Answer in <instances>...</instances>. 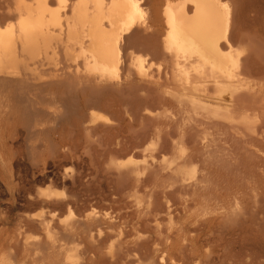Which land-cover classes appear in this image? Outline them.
Here are the masks:
<instances>
[{
  "label": "rangeland",
  "instance_id": "rangeland-1",
  "mask_svg": "<svg viewBox=\"0 0 264 264\" xmlns=\"http://www.w3.org/2000/svg\"><path fill=\"white\" fill-rule=\"evenodd\" d=\"M32 1L25 0L28 4ZM73 1L67 0L66 3ZM147 1L135 0V3H138V12H143L138 18H144L147 25H144L145 30L137 25L134 28L138 29L135 31L141 40L144 38L147 43L150 41V47L142 40L140 43L143 44H136V48H140L139 51L133 47L137 50L135 54V50L131 48L129 62L127 57L125 63L129 68L119 65L118 71L101 83L72 80L67 77L66 69L70 60L58 47L54 53L40 59L39 68L41 67L42 71L37 76L40 82L38 84L53 80L51 83L48 81V84L61 93L64 91L62 96L61 93H54L53 98H50L42 93L38 94L36 111L32 113L0 89V264H264V145L260 144H264V136H260L264 135V127L261 126L262 123L258 125L262 121L261 114L248 111L247 122L255 128L258 127L257 134L247 137V134L243 133L242 136H231V139L227 140L216 127L211 128L208 125H212L214 120L222 122L221 119L212 120L210 114L204 111L193 112L188 107L178 106L176 96L180 94L177 87L180 77L178 75L174 78L172 64L165 51L161 47L158 48L162 50V53L159 50L160 55L155 51L158 42L163 44L166 33L163 17V4L166 0ZM169 1H183L186 7L191 6L189 0ZM220 1L228 11L230 29L237 27L239 30L236 31L242 34V40L239 39L241 42L238 38L235 39V44L233 43V48L227 55L228 60L231 59L228 65L235 62L236 70L237 60L251 61L253 56L258 60L264 59V0ZM52 6L55 9L57 3H52ZM57 8L63 20L69 17V6ZM151 34L160 38L157 37V40ZM252 48L257 49L255 53H262L255 55ZM250 51L253 56L250 54L247 59L244 58ZM152 54L159 56H154L153 59ZM136 60H140V70L135 64ZM260 65L255 66L260 69ZM263 66L264 64L261 65ZM255 69L252 68L251 71ZM159 70L164 71V76ZM246 73L247 76L242 73L245 78H253L256 75L254 72ZM262 74L259 78H262L264 83V71ZM59 79L67 81L63 83ZM70 80L69 85L67 82ZM86 82H89L90 86ZM105 85L114 88L116 93L114 90L110 91V87L105 88ZM101 86L104 89H101ZM136 86L138 89L133 88ZM131 87L136 92H133ZM65 88L67 91L68 88L71 89V92H67ZM153 88H156L155 91ZM91 90L96 91L90 95ZM123 90L129 94L133 92L134 95L131 96L135 97V100L130 101V95L126 92L127 95L124 94ZM146 91H149L147 93H150L152 98L156 97L158 107L152 101L154 98L147 97ZM152 92L164 95L158 96L160 101L162 99L161 103L156 93ZM117 94L120 97L121 94L122 97L126 95V98H121L120 101ZM138 94L146 96L148 100L145 97L144 100L138 98ZM111 98L115 100L112 101ZM150 99L153 104L149 102ZM103 102L110 105L105 103L104 106ZM147 104L149 107L153 106L148 109ZM191 117L198 119L199 123ZM205 123H208L210 128ZM169 130L174 133L170 135ZM189 132L194 135L190 134L193 136L192 140L191 136H186ZM164 135L170 139H165ZM244 140L248 142L244 143ZM168 141L172 142L171 146L174 143L172 149ZM216 144L219 145L216 146L217 149L214 148ZM167 146L170 148L168 152ZM161 152L163 153L160 154ZM199 152L202 154L199 155ZM184 159L187 161H183ZM238 160L240 162L237 163ZM137 164L142 167L138 168ZM151 164L154 166L151 167ZM175 164L179 165V168H175ZM239 164H242L241 167ZM172 165L175 169H172ZM153 167L158 168L154 171L156 174L153 173ZM149 168L152 169V176L148 175ZM164 190L167 194H164ZM35 222H39V225ZM43 223L51 228L50 236L52 235L54 241L56 239L55 243L60 245L57 254H50L45 248H33V243L44 245L48 241L49 237L42 230Z\"/></svg>",
  "mask_w": 264,
  "mask_h": 264
},
{
  "label": "bare ground",
  "instance_id": "bare-ground-1",
  "mask_svg": "<svg viewBox=\"0 0 264 264\" xmlns=\"http://www.w3.org/2000/svg\"><path fill=\"white\" fill-rule=\"evenodd\" d=\"M66 2H67V0H33L32 3L28 4L25 2V0H0V89L7 92L9 94V96L11 97V99L12 98L15 99L17 101V103L20 104V106L28 108L30 111H32V113H33V111H36L35 105L38 104V102H37V100L39 99L38 94L42 93L44 95L49 96L50 98H53L52 94L61 93L60 90H57V88L55 89L54 86H53L54 87V89H53L52 86L50 84H48L49 80L48 81L46 80L47 82L45 81L46 84H45V82H44V84H38V83H40V82H38V76L42 71V70L40 71L41 67L39 68L40 59L43 57L44 58L47 57V55L49 53H54L56 48L59 47L64 52L63 54L68 57V60H70L68 62V64L66 65V69H67V73H68L67 77L71 78L72 80L82 79V80H87L89 82L101 83L102 81L106 80L107 77H112V75L116 72L119 65H120L119 67L125 65V67L129 68L128 66H126L125 63L127 60L129 62L130 58L128 56H131L130 55V49L133 48L134 46L136 48L138 46V45H136V44H138V42H139V44L146 43L148 46L150 43L149 39H148L149 43H147L146 42L147 40L146 39L144 40V38L142 39L143 43L142 42L140 43V41H142V40L140 37H138V34L135 31L137 29V28H134L135 25L140 26L142 30H145L146 26H144V25H147V24H145L146 21H144V18L142 20H139L140 17L138 18V16H141V13H143V12H141V10H140V13L138 12L139 8L137 9V7H136V5L138 3H135V0H74L70 4H68ZM189 2L191 3L190 4L191 6L186 7L187 5L183 1H181V2H171L169 0L165 1V4H163V6H164L163 17H164V22L166 24V33H165L164 38H163V44L160 45V43L157 41L160 46L159 45H158V47L155 46V51L158 52L157 54H159V50H160V49L158 50L159 47H161L163 49V51H165V54L167 55L170 64H172L171 70L173 71L174 78L178 75L180 77V78H178L180 83L177 85V87H179L180 94H178L176 96V102H177L178 106L188 107L189 110L191 109L193 112H195L196 110L204 111L206 114H210L211 119L212 118L221 119L222 122L212 119V120H214L213 122H211L212 125H210L208 123L207 124L210 127L211 126L216 127L222 135H225V138L227 140H230L231 136H236V135L242 136L243 133L247 134V137L250 136V134H257L258 129H256V128H258V127L255 128L254 125H249L247 121L249 118L248 111L258 112L261 114L260 116L262 117V121L259 122L258 125H260L262 123L261 126L264 127V83H262V80H261L262 78H259V76H261L262 72L264 71V68H263L264 66L261 67V65L264 64L263 63L264 59L259 58L260 57L259 56L258 57L259 60H258L255 58V56H253V54L258 55V53L260 54V53H262V51L261 52L257 51V53H255V50H257V49L252 48V49H254V50L251 49L252 52L254 51L253 54L250 51V53L247 52L244 55L245 57L242 56V58L244 57L247 59V57H249V55L252 54V56L255 58V60H253L254 58L252 59L253 61L258 60L260 64L263 61L261 65L259 63H257V61L254 64L252 60L249 61L250 59L245 60L243 58L244 60L241 62H240V60H237L238 63L236 65V70H235V65H234L235 62H231L228 65V62L231 59L228 60L227 55H228L229 51H231V49L233 48L232 45H233L235 39L238 38L237 40H239V39L242 40L241 39L242 34L240 35V32L238 31L239 29L237 27L235 29H233V28L230 29L231 26L229 25L228 11H227L225 5L220 0H189ZM189 2H187V3H189ZM52 3H55V4L57 3V7L62 8V9L69 6V8H68V9H70L69 10L70 11L69 17H66V19L63 20L62 16L59 13V9L57 7H56L57 9L55 7H54L55 9H53ZM227 5H229V3ZM141 6H143V5H141ZM141 6H138V7H141ZM146 13H147V11H146ZM234 14H236V13L234 12ZM145 15H147V14H145ZM245 17H247V16H245ZM69 18H72V20H69ZM137 18H138V22H137ZM242 20L243 19H241V21ZM232 22H233V19H231V23ZM161 24H162V22H161ZM242 24H244V23L242 22ZM231 25H233V24H231ZM148 26H149V23H148ZM236 26H237V23H236ZM164 27H165V25H164ZM241 28H242V26H241ZM236 29H238V30L236 31ZM157 30H158V28H157ZM137 31H138V29H137ZM143 32H145V31H143ZM55 34H56V36H55ZM151 35L153 36V34H151ZM143 37H145V35H143ZM147 37H149V36L147 35ZM153 37L155 38L156 36H153ZM153 37H151V39H153ZM157 37L155 39H157ZM158 38H160V37H158ZM237 40H236V42L238 43ZM240 40H239V42H241ZM151 43L153 44L154 42L152 41ZM146 44H144V46ZM147 45L145 47H148ZM140 47H142V46H140ZM258 47H260V46H258ZM263 47H262V49H263ZM135 48H133V51L135 50L134 54L137 51L136 49H138V48H136V49ZM139 49H138V51H139ZM233 50L235 51V49H233ZM143 51H144V49H143ZM161 51L162 50H160V52ZM147 52H149V51H147ZM236 52H238V51L236 50ZM263 53H264V51H263ZM263 53H262V55H264ZM149 54H151V53L149 52ZM157 54L156 55L152 54L153 55V56L151 55L152 58L154 56L160 55V54L159 55H157ZM139 55H141V54H139ZM144 55H146V54H144ZM246 55H248V56H246ZM127 57H128V59H127ZM149 59H151V58H149ZM132 61H134V60L132 59ZM132 61H130V62L132 63ZM135 64L137 65L138 70H140L141 69L140 60H136ZM135 64L133 62V65H135ZM256 64L260 65V69L257 68V66H255ZM13 68H15V69H13ZM252 68H254V69L256 68V69L254 71H251ZM11 69L13 71H11ZM120 69H122V68H120ZM49 70H51V69H49ZM154 70H157V69H154ZM121 71H123V70H121ZM127 71H128V69H127ZM159 71H161V70H159ZM248 71H249V74H251L250 72H254V74H256L257 76L252 75L253 78L251 76H250V78H245L244 76L245 75L247 76V73L245 74V72H248ZM45 72H47V71H45ZM161 72H160V75L163 73L162 75L164 76V71L162 73ZM174 72H175V74H174ZM242 73L244 74V76L242 75ZM140 75H141V73H140ZM121 76H123V75H121ZM141 76H143V75H141ZM152 76L155 77V75H152ZM262 76H263V74H262ZM156 77H157V75H156ZM163 79H164V77H163ZM63 80L64 79H62L60 81L62 82ZM50 81H53V80H50ZM50 81H49V83H51ZM55 81H57V80H55ZM55 81L53 83H55ZM66 81H63V83ZM89 82H86V83L89 84ZM129 82H131V81H129ZM57 83H58V81H57ZM67 83L70 85L71 80L68 81ZM80 83H82V82H80ZM83 84H85V83H83ZM133 85H134V83H133ZM89 86H90V84H89ZM106 86L107 85H105V88L108 87V86L107 87ZM128 86H132V85H128ZM165 86H167V85H165ZM59 87H61V86H58V88ZM69 88H68L69 91H67L66 88H65V90L67 92H71L70 91L71 89H69ZM102 88L103 87L101 86V89ZM110 88H112V87H110ZM133 88L138 89L137 86L133 87ZM133 88H132V91L136 92V90H133ZM140 88L141 87H139V89ZM95 89H97V88H95ZM123 89H124V87H123ZM153 89L155 91L156 88H153ZM163 89L164 88H162V90ZM98 90H100V89H98ZM112 90H114L116 93V90L114 88L110 89V91H112ZM124 90H126V89H124ZM124 90H123V92H124ZM94 91H96V90H94ZM94 91L91 90L89 92L90 95H92V92H94ZM101 91H103V90H101ZM119 91H121V90H119ZM150 91H153V90L150 89ZM123 92H122V94H123ZM125 92L127 93V91H125ZM125 92H124V94H126ZM133 92H132V94L127 93L131 97L129 99L130 101L135 100V97L133 98V96H131V95H134ZM147 92H149V91H146V93ZM62 93H61V96H62ZM152 93H154V92H152ZM81 94H83V93H81ZM122 94H121V97L118 96V94H117L118 98L120 97L118 100H120L121 98L123 99L127 95L126 94V95H124V97H122ZM148 94L151 95L150 93H147V97L152 98V95L149 96ZM155 95L157 96V99H159L158 96L161 94L159 93V95H157V93H156ZM58 96H60V95H58ZM63 96L65 97L64 94H63ZM81 96H83V95H81ZM137 96H138V98L145 97V99L148 100L146 96H142L139 94ZM162 96L164 97V95H161V97ZM85 97H87V96H85ZM92 98L96 99L95 96L94 97L92 96ZM100 98H102V96ZM113 98H111L112 101L115 100ZM115 98H116V95H115ZM85 100H87V99H85ZM90 100H92V99H90ZM90 100H89V102H90ZM96 100H94V102H97ZM142 100H144V98ZM83 101H84V99H83ZM126 101L127 100H125V102ZM152 101L155 102L156 97ZM152 101L150 99L149 102L153 104ZM159 101H160V99H159ZM161 101H162V99H161ZM161 101L159 103H161ZM66 102L68 103L69 101H66ZM156 102L154 103L155 106H157ZM169 102H172V100L171 101L169 100ZM63 103H64V101H63ZM105 103H107V102H105ZM105 103H104V106H106ZM96 104H98V102ZM134 104H136V103L134 102ZM167 104H168V102H167ZM109 105L110 104H108V106ZM138 105H139V103H138ZM145 106L146 105H144V103H143V107H145ZM147 106H148V104H147ZM152 106L150 105V107H152ZM116 107H117V105H116ZM128 107L129 106H127V109H128ZM150 107L148 106V109ZM119 109H118V111H119ZM133 109H135V108L133 107ZM133 109H131V111H133ZM176 109H179V108H176ZM175 110H174V112H175ZM136 111L137 110H135V113H136ZM28 113L31 115L30 112H28ZM135 113H133V114H135ZM199 113H203V112L199 111ZM167 114H169V113H167ZM168 116L169 115H167V118H169ZM148 117H149V114H148ZM170 119L172 120V118H170ZM191 119L196 120V118H192V117H191ZM162 120H163V118H162ZM175 120H176V118H175ZM186 120H188V119H186ZM197 120L195 121L196 123L198 122ZM156 121H158V120H156ZM160 121H161V119H160ZM207 124H206V126H207ZM166 126H168V125H166ZM209 126H207V127L210 128ZM142 127H144V126H142ZM213 127H211V128H213ZM29 130H30V128H29ZM188 130H191V129L188 128ZM127 131H130V130H127ZM169 131H168V135H169ZM170 132H171L170 135L172 133H174L172 131H170ZM190 134L193 135V133L189 132L186 136H188V135L191 136L192 138L191 137L190 138L192 140L194 135L192 136ZM169 136L164 135V138L168 137L170 139ZM260 136H264V135H260ZM157 138H159V137H157ZM185 139L186 138L184 136V140ZM188 139H189V137H188ZM111 140H112V138H111ZM171 140L174 141V139H172V138H171ZM118 142H119V140H118ZM189 142H190V140H189ZM247 142L248 141L244 140V143H247ZM168 143L170 144L169 145L170 148L171 147L173 148V145L176 142L174 141L172 146H171L172 142L170 143L168 141ZM183 143H181V144H183ZM262 143H260V144L264 145ZM131 144H132V142H131ZM158 144H160V143H158ZM161 145H162V143H161ZM165 146H166V144H165ZM216 146L219 147V145L216 144L214 148H216ZM197 147H196V149H197ZM233 147H235V146H233ZM167 148H168L167 149V152H168V150L170 148L168 146H167ZM193 148H194V146L192 147V149ZM200 148L201 147L199 146V149ZM124 149L126 150V147H124ZM145 150H147V148ZM182 150L179 149V151H182ZM157 151H158V149H157ZM204 152H205V150H204ZM162 153L163 152H161L160 154H162ZM201 154L202 153L199 152V155H201ZM225 154H227V153H225ZM195 157L197 158V156H195ZM230 157L232 158V156H230ZM156 158H157V156H156ZM166 158L167 157H165V160H166ZM193 158H194V156H193ZM228 159H230V158H228ZM185 160L186 159H184L183 161H185ZM146 161L149 162V160H147V159H146ZM192 161H193V159H192ZM144 162H145V160H144ZM148 162H145V163H148ZM194 162H195V158H194ZM238 162H240V161L238 160L237 163ZM255 163H257V162H255ZM176 164L174 165L175 168H176V166L179 168V165H176ZM184 164H183V169H184ZM245 164H246V162H245ZM144 165H146V164H144ZM194 165H195V163H194ZM223 165H225V164H223ZM232 165H236V164H232ZM241 165H240V167H241ZM263 165H264V163H263ZM137 166H138V164H137ZM152 166H154V165L151 164V167ZM160 166H161V164H160ZM247 166H248V163H247ZM114 167H116V166H114ZM133 167H134V164H133ZM139 167H142V166L140 165V166H138V168ZM145 167L146 166H144V168ZM172 167H173V165H172ZM187 167H189V166H187ZM175 168L173 167L172 169H175ZM195 168H197V167H195ZM233 168L234 167L232 166V169ZM146 169H147V167H146ZM149 169H148V171H149ZM185 169H187V168H185ZM155 170L157 171L158 168H154L153 173ZM165 170H167V169H165ZM244 170H242V171H244ZM151 173H152V169H150V174L148 173V175L152 176ZM154 174H156V173H154ZM171 174H172V172H171ZM181 174H182V172H181ZM250 174H252V173H250ZM174 175H175V173H174ZM167 176L169 177V175H167ZM177 177H179V176H177ZM160 179H161V177H160ZM125 180H126V178H125ZM176 181H177V179H176ZM197 181L199 182L200 179ZM161 183H162V181H161ZM184 184H182V185H184ZM155 188H156V186H155ZM163 192H165V190ZM164 194H167V193L165 192ZM153 200H154V198H153ZM60 206H61V204H60ZM51 214H52V216H54L53 212ZM46 215H47V213H46ZM152 216H154V215H152ZM24 217H26V216H24ZM149 217H150V215H149ZM37 221H39V220H37ZM47 221L49 222V220H47ZM45 222H46V220H45ZM55 222H57V221H55ZM78 223H80V222H78ZM35 224L39 225V222L38 223L35 222ZM35 224H33V226ZM60 224H58V225H60ZM43 225L44 226H43L42 230H44V232H46V235L49 237L47 239L48 241L44 245L43 244L36 245L35 243H33L34 244L33 248L38 249V250H40L41 248H45L46 250H48V252L50 254H57L60 251V245H58V243L57 244L55 243L56 239L54 241V238L52 237V235L50 236V229L51 228H48V226L45 225V223H43ZM36 226H35V228H37ZM50 226H52V225H50ZM65 229H67V227ZM75 229H76V227H75ZM96 230H97V228H96ZM23 231H24V229H23ZM67 233L69 234L70 231ZM44 235H45V233H44ZM43 239H45V238H43ZM66 240H68V239H66ZM29 243H30V241H29ZM18 244H20V243L18 242ZM18 246H20V245H18ZM19 249H20V247H19ZM23 252H25V250ZM31 253H33V252H31ZM21 254H22V252H21ZM116 256H117V254H116ZM41 257H42V255H41ZM51 258H52V256H51ZM29 260H30V258H29ZM30 261H32V260H30ZM53 264H54V262H53Z\"/></svg>",
  "mask_w": 264,
  "mask_h": 264
}]
</instances>
